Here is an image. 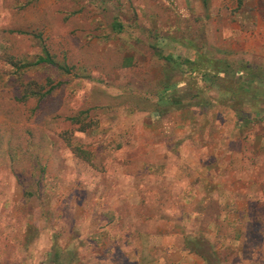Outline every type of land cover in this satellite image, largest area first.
I'll use <instances>...</instances> for the list:
<instances>
[{
  "label": "rangeland",
  "instance_id": "rangeland-1",
  "mask_svg": "<svg viewBox=\"0 0 264 264\" xmlns=\"http://www.w3.org/2000/svg\"><path fill=\"white\" fill-rule=\"evenodd\" d=\"M197 51L264 81V0H0V264H264L246 97L199 80L210 109L152 115L158 52Z\"/></svg>",
  "mask_w": 264,
  "mask_h": 264
},
{
  "label": "trees",
  "instance_id": "trees-1",
  "mask_svg": "<svg viewBox=\"0 0 264 264\" xmlns=\"http://www.w3.org/2000/svg\"><path fill=\"white\" fill-rule=\"evenodd\" d=\"M112 30L116 34H122L125 30L123 24L119 20H115L112 25ZM23 35V32H17ZM44 55L37 58L33 63L25 64L21 67L15 66L16 75L18 77L23 76V70L33 66H39L42 64H48L50 66H56L57 62L49 49L44 48ZM209 54V53H208ZM207 53L200 51L196 52L195 58H182L181 56H175L170 54L164 56L158 52V56L164 62L163 76L160 80L158 91L155 92L157 101L155 102L152 115L161 118L167 116L173 112L185 111L192 108H204L210 109L212 106L211 99L206 95L205 91L200 92L199 88L193 86L194 82L201 81L209 85V89L216 87L225 92L231 93L232 98L235 99V94L245 96L248 104L246 107L249 110L239 111L238 108L233 105V109L236 117L240 120L242 125L249 123H257L264 121V107L262 110L256 109L252 100L261 99L264 102L263 97H259L264 92V81L262 77L251 73V69L246 66L242 68L234 63H230L227 59H218L211 57ZM125 60L130 61L129 57ZM15 65V64H13ZM62 69L66 73H70L71 68L62 66ZM224 84V86H222ZM231 85L230 89H227L228 85ZM30 90L31 89H27ZM222 95V94H221ZM46 97L47 95H42ZM28 97V96H26ZM31 99V98H29ZM233 103V99H231ZM82 132H86V129H82ZM70 142V140H69ZM74 153L79 157H82L89 161L87 158V152L83 151L78 146L73 148ZM195 242L196 245H201ZM191 251V250H190ZM196 253L201 255L199 251ZM202 258L206 261L209 260L207 254H202Z\"/></svg>",
  "mask_w": 264,
  "mask_h": 264
},
{
  "label": "crops",
  "instance_id": "crops-1",
  "mask_svg": "<svg viewBox=\"0 0 264 264\" xmlns=\"http://www.w3.org/2000/svg\"><path fill=\"white\" fill-rule=\"evenodd\" d=\"M213 200H214L216 203L218 202V199H214V198H213Z\"/></svg>",
  "mask_w": 264,
  "mask_h": 264
}]
</instances>
